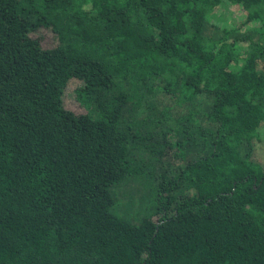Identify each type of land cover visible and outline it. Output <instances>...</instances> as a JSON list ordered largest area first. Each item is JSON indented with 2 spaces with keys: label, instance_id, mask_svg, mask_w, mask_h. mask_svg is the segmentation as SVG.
I'll return each instance as SVG.
<instances>
[{
  "label": "trees",
  "instance_id": "obj_1",
  "mask_svg": "<svg viewBox=\"0 0 264 264\" xmlns=\"http://www.w3.org/2000/svg\"><path fill=\"white\" fill-rule=\"evenodd\" d=\"M0 264H264V0H0Z\"/></svg>",
  "mask_w": 264,
  "mask_h": 264
},
{
  "label": "rangeland",
  "instance_id": "obj_2",
  "mask_svg": "<svg viewBox=\"0 0 264 264\" xmlns=\"http://www.w3.org/2000/svg\"><path fill=\"white\" fill-rule=\"evenodd\" d=\"M245 11L237 5L223 4L216 8L210 15L211 22L231 27L245 18Z\"/></svg>",
  "mask_w": 264,
  "mask_h": 264
}]
</instances>
